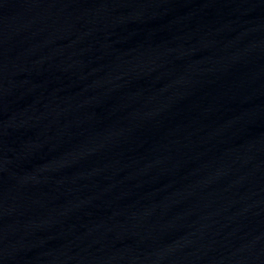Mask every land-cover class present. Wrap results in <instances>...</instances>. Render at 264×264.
Here are the masks:
<instances>
[{
  "label": "water",
  "instance_id": "95a60500",
  "mask_svg": "<svg viewBox=\"0 0 264 264\" xmlns=\"http://www.w3.org/2000/svg\"><path fill=\"white\" fill-rule=\"evenodd\" d=\"M0 264H264V0L0 125Z\"/></svg>",
  "mask_w": 264,
  "mask_h": 264
}]
</instances>
